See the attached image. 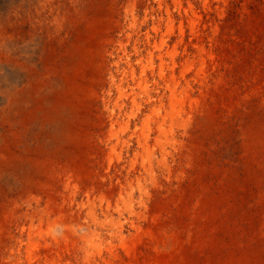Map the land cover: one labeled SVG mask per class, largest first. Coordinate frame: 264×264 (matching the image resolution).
<instances>
[{
    "label": "bare ground",
    "instance_id": "6f19581e",
    "mask_svg": "<svg viewBox=\"0 0 264 264\" xmlns=\"http://www.w3.org/2000/svg\"><path fill=\"white\" fill-rule=\"evenodd\" d=\"M30 2L0 18V261L74 224L86 264H264V26L226 4Z\"/></svg>",
    "mask_w": 264,
    "mask_h": 264
},
{
    "label": "rangeland",
    "instance_id": "374dc122",
    "mask_svg": "<svg viewBox=\"0 0 264 264\" xmlns=\"http://www.w3.org/2000/svg\"><path fill=\"white\" fill-rule=\"evenodd\" d=\"M5 2L6 3L4 4V6H3L2 1L0 3V18L1 19H4L10 16V17H13L14 19L18 18V21H20L22 19L27 18L29 15H31L29 17H33L34 15L33 9L35 7L34 5H32L30 0H26L25 2L23 1L14 2L11 5H9L11 3V0H5ZM185 2L187 4L194 5L195 7L194 11L196 12V14L199 17L204 18V19L217 18L219 16L217 6H222L226 4L224 14L230 20H232L236 26L241 25L242 32L248 31L249 29L250 30L254 29L252 28L253 25H256V28H259V25L260 27L264 26V0H185ZM143 15H144V10L141 11V17H143ZM209 23L210 22L208 21L207 24ZM233 30H234L233 26L228 27L227 29L225 28V32L227 34L232 32ZM144 32H145V29H143L140 32L141 38L139 39L143 38ZM129 33H131V31H129ZM32 37L33 36H27L26 38H24V41L21 42V45L30 42ZM130 53L133 54V51H131ZM132 60L136 61L134 57ZM115 61H117L116 57L111 59L112 63H114ZM120 66H122L120 67V73H124L125 71L129 72L126 56H123V59L121 58ZM33 67L36 68V66H33ZM114 68L116 69L115 66H113V70H115ZM6 71H7L6 67L0 65V75H2L3 73H6ZM108 76H110V74ZM19 80L20 79L18 78L16 79L15 82H19ZM56 82H59V81L57 80ZM159 87L161 91L160 94H162L161 96H163V98H165V100L168 101L169 95L166 92L164 85L160 84ZM32 130L30 129V133L35 134V129H32ZM155 137H157L156 134L154 135V138ZM133 148L134 149L132 150H127L124 148L122 150V153H124V156L126 157V156L133 154L134 152H138L139 149L137 147L133 146ZM135 149H137V151ZM10 178L11 176L9 174L8 176L6 175V179L10 180ZM71 190L72 188L70 186L65 185L63 182H60L59 188H58V195L60 198L66 197L67 193H69ZM74 227H75L74 224H70V225L68 224L67 226L57 225L55 229L49 230L48 237H46L45 240L40 241L39 248L40 247L41 248L36 253H34L33 251L31 252V250L27 248L28 244L32 241V239H29L26 236H24L23 238L20 236H16L14 238V241L10 243V251H9L10 253L8 256L7 264H45V263L46 264H86L84 260L87 257V254L82 252V250H80L79 247L71 246L69 241L67 240L68 238H71V237H78L79 235L78 233L80 232V230H78L77 232H74V229H73ZM11 229L13 232H17L16 226H13ZM21 239H23L22 245L18 243V241H21ZM35 239L37 240V238ZM97 263L104 264L103 262H99V261ZM0 264H3V263L0 261ZM87 264H92V262H87Z\"/></svg>",
    "mask_w": 264,
    "mask_h": 264
}]
</instances>
